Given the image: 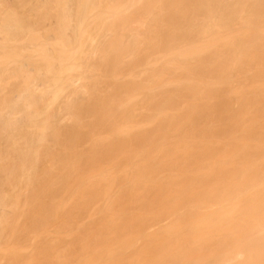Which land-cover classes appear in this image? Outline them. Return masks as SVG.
<instances>
[{
	"label": "bare ground",
	"instance_id": "bare-ground-1",
	"mask_svg": "<svg viewBox=\"0 0 264 264\" xmlns=\"http://www.w3.org/2000/svg\"><path fill=\"white\" fill-rule=\"evenodd\" d=\"M114 3L119 6L113 7ZM50 20L51 23H48ZM37 40L39 46L44 42L45 45L49 44L42 45L41 48L38 46L39 49L44 47L42 58L38 55L40 50L37 53L35 48H30L36 53L35 56L27 48V44H35ZM73 45L77 46V50L73 49L76 47ZM0 51L5 52L3 55L0 53V82L1 79L5 81L1 84L8 87L7 84L11 83L9 81H16L9 85L8 92H4L2 88L0 90V208L12 196L6 195L9 193L8 186L16 187L17 190L21 186L25 189V186L35 188L32 190V197L27 195V198L39 204L42 195H52V200L51 196L48 197L51 201L43 197L48 203L38 206L33 203L34 208L28 209L38 207L34 212H25L26 209H20L21 207L18 209V217L25 216L28 222L23 224L25 227L22 226L24 231L17 234L36 230H40L41 234L43 230L48 231L46 228L51 222L56 223L54 221L57 218L56 221L62 220L60 224L57 222L59 225H66L65 229L67 225L68 229L69 226L71 229L75 228L73 225L78 227V223L81 226L83 218L91 214L84 215L88 211L85 209L88 208L85 207L86 203L103 195L101 203L100 199H96L102 204L99 214L95 209L100 205L93 206L96 200L91 208L93 210L95 207L93 212L90 206L88 211L92 212L91 215H100L98 222L91 220L94 223L91 224L90 221L88 224L97 227L96 230L99 229L102 234L96 233L102 237L101 252L91 250L93 254L90 253L88 258L92 257L93 262L90 264H264V116L260 117L264 115V0H0ZM140 55L145 56L142 61ZM126 56L131 57L129 60H133V63L127 61ZM160 57L164 59L159 60ZM122 62L126 65L130 62L128 64L133 68H129L132 69L139 64H147V67L144 65L141 68H148L149 72L140 70L146 73L138 71L137 74H147L144 78L142 75L141 80L148 78L150 85L146 83L147 80L145 85H142L143 80L138 81L139 83L134 81L136 77L132 73L135 70L129 73L130 76L133 75L132 78L135 77L134 80L131 77H121V81L119 74L121 76L125 68L121 70L120 67L125 65ZM166 69L177 70L180 76H174L173 71H170L172 73L169 76L173 74L171 76L176 78L162 77L163 72H169ZM67 71L68 75L65 77ZM97 74L105 75L103 79H106L107 84L104 80H101L102 83L97 82L100 78H95ZM91 75L93 76L90 77ZM75 76L90 78V83L89 80L86 83L92 89L87 91L88 88H84L87 96L81 90L82 87L77 88L78 83L74 86V81L78 79ZM108 77L110 81L107 80ZM86 83L83 86H87ZM4 86L0 85L5 89ZM65 91L67 95H63ZM102 91L109 96L100 97ZM153 91L155 94L160 93L156 94L158 97L155 95L157 99ZM138 99L141 103L148 101L146 104H153L152 109L148 107L151 111L145 117L147 119L150 116V120H147L149 124H146L147 121L140 114L146 105L140 110V106L145 103L141 105ZM137 102L138 105L140 103L138 108ZM55 103H58L57 107L61 104V108L67 111H63L64 115L69 114L67 117L72 116L69 118L74 121L67 117L65 120L62 111H59L62 114L58 112L61 108L54 110L52 107ZM235 104L239 110L232 107ZM175 109L180 112L176 110L177 113H166ZM137 116L140 118L137 119ZM60 117L64 120H60ZM121 118L128 119L126 123L129 120L132 123L133 120L137 125L132 123L133 127L130 123L119 122ZM247 118L253 123L244 125L249 121ZM62 121V125L67 124L64 121L69 124L72 121L73 124L64 127L60 125ZM144 121L146 122L143 123ZM85 122L87 125H84ZM139 123L146 125L140 127ZM130 129L134 133H129ZM107 133L108 137L105 136ZM175 137L183 142L177 144ZM167 138H173L175 146ZM124 139L125 144L122 142ZM166 140L172 143L169 144ZM135 143L138 144L135 146ZM81 145L84 149L80 148ZM129 145L134 148L129 149ZM122 151L126 153L122 154ZM45 154L49 158L48 155H51V160L48 158L47 162L53 161L54 169L50 163L47 166L50 164L54 171L46 166L48 169L41 168ZM118 155H124L125 160L117 157ZM97 159L104 164L97 172L83 175L77 171L83 177L80 175V179L75 180L77 185L80 181L93 185L110 177L108 180L111 179V182L102 181L104 188H107H103L102 192L95 189L96 191L85 193L86 198H89L88 201L84 200L85 208L82 207L84 203L80 208L84 197L80 200L78 196L75 197L77 191L74 194L72 190L75 200L77 198L81 201L80 204L76 202L79 206L75 209L78 210L73 209L74 212L77 211L76 214L71 217L72 209H67V213L62 207L66 214L58 215L56 210H61L58 208L64 203L59 200L72 192V186L68 190L67 184L75 181V175L72 178L67 170L71 171L69 168L72 169L75 165L92 170L96 167L91 169L87 165L93 166L92 160ZM99 161L97 163L100 165ZM119 164L122 165L120 168L123 167L122 170L119 168L120 171L114 169ZM102 166L104 167L101 168ZM79 167L76 169L79 170ZM55 168L58 169L57 173ZM127 168L132 172L126 173ZM49 170L55 173H50ZM98 186L93 188H99ZM23 188L25 193L27 189L25 191ZM82 190L79 192H85ZM58 191H63L65 196ZM19 196L20 193L15 196L16 202L20 200ZM68 197L69 194L65 199ZM23 199L27 203V199ZM67 202L70 200L65 203ZM28 206L31 205L26 207ZM72 206L76 205L70 204ZM14 210L16 213L17 209ZM2 215L0 218L3 219ZM16 219L14 221L20 223ZM86 219L83 223L85 225ZM0 224L2 231L1 228L4 227ZM12 224L9 223L10 230L12 227L16 228ZM11 231H14L15 237V232L18 231ZM7 234L1 237L4 238ZM72 236L77 239L78 247L81 244L80 238ZM90 236L89 233V237L85 236V239L87 237L92 240ZM22 238L24 239L23 236ZM33 238L35 239L34 236ZM52 239L54 241L53 237ZM51 240L45 241L49 244ZM83 241L85 240L81 242ZM55 244L58 247L61 243L57 245L54 242L53 247ZM65 244L66 247L67 244L71 245L70 241ZM1 245L4 246L2 243ZM51 247L50 250L53 251L54 248ZM71 247L69 246L70 249L73 248ZM46 249L41 253L48 254L49 250ZM70 249L62 254L69 253ZM9 252L10 255L12 251ZM18 254L21 255L19 252ZM50 254L48 256L54 253ZM79 254L77 259L81 257ZM71 255L67 254V258L72 257ZM27 257L30 258L28 255ZM1 258L3 260L5 257ZM45 258L49 259L47 255ZM45 258L43 263L49 264L51 260L46 262ZM68 260L70 258L66 259ZM17 261L15 263H20ZM38 261L37 259V264ZM78 262L80 261L77 264Z\"/></svg>",
	"mask_w": 264,
	"mask_h": 264
},
{
	"label": "rangeland",
	"instance_id": "rangeland-1",
	"mask_svg": "<svg viewBox=\"0 0 264 264\" xmlns=\"http://www.w3.org/2000/svg\"><path fill=\"white\" fill-rule=\"evenodd\" d=\"M111 5H112V4H111ZM112 6L114 7V6H119V5H117L116 3H114ZM118 8H120V7H118ZM118 8H117V9H118ZM49 22L51 23V20L48 21V23H49ZM144 27H145V26H144ZM140 28H141V27H139V29H140ZM40 30L42 31V28H41ZM38 31H39V30H38ZM41 31H40V32H41ZM140 31L144 32L143 29H142V30L140 29ZM140 31H138V32H140ZM142 32H141V33H142ZM83 34H84V33H83ZM39 40H41V39H39ZM43 40H44V39H43ZM43 40H42V41H43ZM42 41H40V42H42ZM44 41H45V40H44ZM33 42H34V41H33ZM33 42H32V43H33ZM29 43H30V42H29ZM37 43H38V44H37ZM36 44H37V45H36ZM42 45H43V46H46V45H49V44H46V45H45V42H44V44L42 43V44H40V46H39V42H38V40H37L35 44H27V48H28V49H30V48H35L34 51H36L37 53H38V51L40 50L39 53H38V55H39V56L41 55L40 57L42 58V53H43V49H44V47H43L42 49H39V48L42 47ZM76 45H78V44L76 43ZM76 45H73V46L75 47ZM36 46H37V47H36ZM38 46H39V48H38ZM72 48H73V47H72ZM73 49L77 50V46H76L75 48H73ZM73 49H72V50H73ZM28 51H29V50H28ZM30 51H31V49H30ZM30 51H29V52H30ZM34 51H33V49H32V51H31L32 54L35 53ZM73 51H74V50H73ZM73 51H72V53H75V54H73V55H74V56H75V55L77 56V53H76V52H73ZM6 52H7V51H6ZM33 52H34V53H33ZM41 52H42V53H41ZM0 53H1L2 55L5 54L4 51H3V52L0 51ZM8 53H11V52H8ZM40 53H41V54H40ZM1 54H0V58H1ZM34 55L36 56V53H35ZM39 56H37L36 58H39ZM141 56H142V58H141ZM156 56L158 57V55H154V57H156ZM128 57H129V56H128ZM128 57L126 56L125 59L127 60ZM139 57L141 58L140 60L142 61V60L144 59L145 56L143 57V55H140ZM130 58H131V57H130ZM130 58H128L127 61H130L131 63H133V60H129ZM125 59H124V60H125ZM132 59H133V57H132ZM151 59H152V57H151ZM153 59H154V58H153ZM163 59H164V57H160L159 60H163ZM126 60H125V62H127ZM0 61H1V59H0ZM12 62H13V61H12ZM12 62H9V63H12ZM130 62H128V63H130ZM122 63H124V62H122ZM128 63H127V65L124 63L128 68H127L125 65H123V67H122V66L120 67L121 70H122V68H124V67H125V68H124L123 72H121V76H120V74H119V77H120L119 79L122 81V80L124 79L123 77H129V78L131 77V78H132L133 75H134L136 78L134 77L135 80H134V78H132V80L137 81V82H138V81L141 82V81L143 80V79L141 80L143 74H140V75H141V76H140V75L137 74V73H138V71H139V73H146V72H141L140 70H142V68H144V67H147V64H143V65H142V64H139V65H142V66L137 65L135 69H132L133 67L130 65L131 63H130V64H128ZM141 63H142V62H141ZM144 65H146V66H144ZM143 66H144V67H143ZM129 67H132V68H129ZM138 67H139L140 69H139ZM141 67H142V68H141ZM127 69H128L129 72L127 71ZM138 69H139V70H138ZM125 70H126V71H125ZM132 70H133V71L135 70V71L133 72ZM144 70H148V68H147V69H144ZM144 70H142V71H144ZM119 71H120V70H119ZM124 71H125V72H124ZM131 71H132L133 73H132ZM136 71H137V72H136ZM166 71H167V69H166ZM168 71H169V70H168ZM168 71H167V72H168ZM170 71H173L174 76H177V77L180 76V75H178L179 73H178L177 70L175 71V70H172V69H171ZM170 71H169L168 73L163 72V75H164V76H162V77H165V78H167V77H168V78H169V77H172L171 75H173V74H171V75L169 76V74L172 73V72H170ZM70 72H72V71H70ZM70 72H69V73H70ZM74 72H75V70H74ZM147 72H149V70H148ZM122 73H124L125 76H124ZM126 73H127V76H126ZM129 73H132L133 75L130 76ZM49 74H50V73H49ZM64 74H66V72H64ZM64 74H63V75H64ZM70 74H71V73H70ZM70 74H69V75H70ZM86 74L88 75L89 73H86ZM166 74H167L168 76H167ZM67 75H68V71H67V74L64 75V76L66 77ZM72 75H73V74H72ZM75 75H76V74H75ZM84 75H85V74H84ZM89 75H90V74H89ZM138 75H139L140 78L137 77ZM165 75H166V76H165ZM70 76H71V75H70ZM82 76H83V74H82ZM92 76H93V75H91L90 77H92ZM99 76H100L101 79L99 78V80H98L97 77H99ZM115 76H116V75H115ZM144 76L146 77L147 74L143 75V78H144ZM75 77H78V79L75 80V81H77V82L74 81V86L77 85V83H78L77 88H79V86H80V87L83 88V89L81 88V90H83V91L86 90V89H84L85 87L88 88L87 91H90V89H92V86H91V85H90V87H88V86H89L88 84L90 83V80H89L90 78H89L88 76H86V77L84 76L85 79H84L83 77H80V76H75ZM75 77H74V78H75ZM116 77L118 78V76H116ZM121 77H122L123 79H122ZM157 77H160V76L158 75ZM157 77H156V79L158 80ZM93 78H94V77H93ZM95 78H96L98 81H97ZM95 78H94V79H95L97 82H101V80H102V81L104 80V82H106L105 84H107L106 79H103V78H105V75H102V76H101V75H98V74H97V76L95 75ZM106 78H107V77H106ZM129 78H128V79L125 78V80L128 81ZM131 78H130V79H131ZM172 78H176V77H172ZM10 79H11V78H9V80H10ZM82 79H83V81H82ZM91 79H92V78H91ZM137 79H138V80H137ZM147 79H148V78H146V80H147ZM12 80H13V81H9V82H11V83H9V84L6 83V84L8 85V87H7V86H4L5 84H3V85L1 84L2 82L5 83V81H2V79H1L0 85H1V86H4V88L6 87L7 89H6V88L3 89V87H0V90H1V88H2V90H3L4 92H6V91L8 92V91H9V85H11L12 83H16V81H14V79H12ZM19 80H20V79H19ZM19 80H18V81H19ZM88 80H89V83H86V82H88ZM92 80H93V79H92ZM92 80H91V81H92ZM107 80L110 81L111 79H109V77H108ZM125 80H124V81H125ZM132 80H131V81H132ZM140 80H141V81H140ZM146 80L144 79V80L142 81V82L144 83V84L142 83V85H145V81H146ZM6 81H7V80H6ZM93 81H94V80H93ZM129 81H130V80H129ZM148 81H149V80H147L146 83H148ZM234 81H236V80H234ZM94 82H95V81H94ZM104 82H103V83H104ZM139 82H138V83H139ZM149 82H150V81H149ZM18 83H19V82H18ZM80 83H82V84H80ZM85 83H86L87 86H83V85H85ZM101 83H102V82H101ZM108 83H109V82H108ZM125 83H126V82H125ZM233 83L236 84V82H233ZM79 84H80V85H79ZM148 84H149V83H148ZM148 84H146V85H148ZM235 84H234V85H235ZM12 85H13V84H12ZM14 85H16V84H14ZM20 85H22V84H20ZM100 85H101V84H100ZM149 85H150V84H149ZM130 86H131V85H130ZM232 86H233V85H232ZM166 88H167V87H165L164 89L167 91L168 89H170V86H168V89H166ZM161 89H162V88H161ZM161 89H158V90H161ZM5 90H6V91H5ZM162 90H163V89H162ZM162 90H161V92H162ZM67 91H68V90H67ZM163 91H164V90H163ZM4 92H3V94H4ZM65 92H66V91H65ZM65 92H64L63 95H67V92H66V93H65ZM99 92H100V91H99ZM102 92H103V93H102ZM102 92H101V94H100V95H101L100 97H106V96H109V94H108V95L104 94V93H107V92H105V91H102ZM154 92H155V91H153L154 96H155L156 94H160V93H156V94H155ZM83 93H84V92H83ZM98 94H99V93H98ZM0 95H2V92L0 93ZM85 95H86V91H85ZM103 95H104V96H103ZM86 96H87V95H86ZM156 96H157V95H156ZM156 96H155V99H157ZM157 97H158V96H157ZM71 98H72V97H71ZM155 99H153L154 103H155ZM138 102L141 103V101H139V99H138ZM138 102H137V104L135 103L136 106L138 105ZM59 103H62V102H59ZM140 103H139V105H140ZM143 103H145V102H143ZM143 103H141V105H142ZM146 103H148V101H147ZM146 103L143 104L142 107L140 106V108H141L140 110H142V108L144 107V105H146L145 108H146V107H147V108H148V107H149V108L151 107V109H152V105H153V104H150V105H149V104H146ZM56 104H58V103L53 104L54 106H53L52 108H53L54 110L57 109V108L60 109V108L62 107V106H60L61 104L59 105L60 107H59V106L57 107ZM139 105L137 106V108L139 107ZM237 106H238L237 104H235L234 106L232 105V107H233L234 109H235ZM63 108H64V107H63ZM145 108H144L142 111H143V113H144L145 111H147L146 113L143 114V113H141V111H140V114H142V115L144 116V117L141 116L142 118L147 117L146 114L149 113V112L151 111V110H149V108H148V110L145 109ZM233 108H232V110H234ZM237 108H238V109H235V110H239V107H237ZM241 108H242V106H241ZM64 110H65V109H62V108H61L60 110H58V112H59V111H62L63 116L65 117V120H67L66 117H67L69 114H66L67 116H65V115H64V112H67V111H64ZM144 110H145V111H144ZM176 110H177V109H175V111H174V110H168V111H166V113H168L169 111H172V112H174V113H177V112L179 113V112H180V110H177V112H176ZM241 110H242V109H241ZM63 111H64V112H63ZM148 111H149V112H148ZM242 111H243V110H242ZM134 112H136V111H134ZM137 112H138V110H137ZM172 112H171V113H172ZM59 113H61V112H59ZM62 113H61V114H62ZM166 113L164 112L163 114H166ZM171 113H170V114H171ZM235 113H237V112L235 111ZM61 114H60V115H61ZM257 114H258V113H257ZM261 114H262V113H261ZM167 115H169V114H167ZM259 115H260V113H259ZM63 116H62V118H63ZM244 116H245V115H244ZM244 116H243V118H244V120H245V117H244ZM252 116H253V115H252ZM252 116H251V117H252ZM254 116H256V115H254ZM262 116H264V115H260V117H262ZM69 117H72V116H69ZM69 117H67V118H69ZM137 117H138V116H137ZM137 117H136V118H137ZM149 117H150V116H149ZM149 117H148V118H149ZM246 117H247V116H246ZM260 117H259V119L262 120L263 118L261 119ZM62 118L60 117V120H61ZM139 118H140V117H138L137 119H139ZM148 118H147V119L145 118V120L147 121ZM248 118H250V115H248ZM248 118H247V119H248ZM253 118H254V117H253ZM69 119L72 120L71 118H69ZM84 119H85V118H84ZM84 119H82V123H83ZM124 119H125V118H124ZM134 119H135V117L133 118V120H134ZM137 119H136V120H137ZM256 119L258 120V117H256ZM62 120H64V119H62ZM70 120H68V121H70ZM85 120L87 121V119H85ZM125 120H126V119H125ZM125 120H122V118H121V120H120L119 122L122 121V122L126 123L128 119H127L126 121H125ZM131 120H132V119H131ZM133 120H132V123H134ZM149 120H150V119H149ZM149 120H148V121H149ZM174 120H175V118H174ZM174 120H173V121H174ZM248 120H249V119H248ZM251 120H252V118H251ZM263 120H264V119H263ZM263 120H262V121H263ZM68 121H64V123H65V122L67 123V124H65L66 127L69 126L70 124L72 125L73 123H71V122L74 121V120H72V121L70 122V124H69ZM134 121H135V120H134ZM146 121H144L143 123H145ZM148 121H147L146 124H149ZM245 121H246V120H245ZM245 121H244V122H245ZM88 122H89V121H87V123H88ZM119 122H118V124H119ZM248 122L251 123L252 121L249 120V121H247L244 125H247ZM258 122H259V121H258ZM87 123L85 122L84 125H87ZM128 123H130V120H129ZM128 123H126V124H128ZM132 123H130V124L132 125ZM136 123H137V121H136ZM143 123H142V125L139 123V124L141 125L140 127H144V126L146 125V124L143 125ZM252 123H253V122H252ZM263 123H264V122H263ZM62 124H63V121L60 123V125H62ZM130 124H129V125H130ZM134 124H135V123H134ZM65 125H62V126L65 127ZM71 125H70V126H71ZM135 125H137V124H135ZM150 125H152V124L150 123ZM187 125H188V124H187ZM201 125H203V124H201ZM248 125H249V124H248ZM251 125L253 126V124H251ZM132 126L134 127V125H132ZM147 126H148V125H147ZM252 126H251V127H252ZM140 127L137 126V128H140ZM213 127H214V126H213ZM213 127H212V128H213ZM185 128H187V126H186ZM242 128H243V126H242ZM244 128H245V127H244ZM247 128H248V127H247ZM217 129H219V128H217ZM185 130H186V129H185ZM185 130H184V131H185ZM132 131H133V130L130 129L128 132H129V133H132ZM151 131H152V130H151ZM128 132H127V133H128ZM135 132H136V131H135ZM185 132H186V131H185ZM133 133H134V131H133ZM136 133H137V132H136ZM105 136L108 137V133H107V135H105ZM109 136H110V134H109ZM129 136H130V135H129ZM126 137H128V136L126 135ZM131 137H132V136H131ZM131 137H129V139H130ZM109 138H110V137H109ZM123 138H125V137H123ZM173 138H174V137H173ZM173 138H172V139H173ZM112 139H114V137H112ZM112 139H110L111 142H112ZM129 139L127 138L128 141H129ZM167 139L170 140L171 138H167ZM172 139H171V141L173 142V145H174V141H175V140H176L175 142H176L177 144L183 142L182 139H181V141H182V142H181V141L177 140L178 138L176 139V137H175L174 141H173ZM195 139L197 140L198 138H195ZM169 140H166V141L169 142ZM209 140H210V139H209ZM216 140H218V139H216ZM113 141H115V140H113ZM125 141H126L125 139L122 140L123 144H125ZM171 141H170V142H171ZM205 141H208V140H205ZM170 142H169V144H170ZM172 142H171V143H172ZM195 142H196V141H195ZM126 143H127V142H126ZM176 143H175V144H176ZM136 144H138V143H135V146H136ZM83 145H85V143H83ZM86 145H87V144H86ZM131 145H134V144H131ZM131 145H129V149L134 148V147H131V148H130ZM171 145H172V144H171ZM179 145H180V144H179ZM179 145H178V147L181 146V145H180V146H179ZM87 146H88V145H87ZM87 146H85V147H87ZM137 146L139 147L140 145H137ZM174 146H175V145H174ZM82 147H84V146L81 145L80 148H82ZM138 147H137V148H138ZM82 149H84V148H82ZM122 152H123V151H122ZM122 152H121V153H122ZM121 153H120V154H121ZM124 153H126V152H123L122 154H124ZM152 153H153V152H152ZM152 153H151V154H152ZM122 154H121V155H122ZM151 154H150V155H151ZM121 155H118L117 157L120 156V157H122V159L125 158L124 155H123V156H121ZM44 156L47 157L46 154H45ZM48 156H50V158H51V155H48ZM115 156H116V155H115ZM42 157H43V156H42ZM42 157H41V158H42ZM45 157L42 158V161H43L42 163H43L44 165H43V164H41V165H43L44 167L40 165L41 168H46V167H48V166H47L48 163H50V164L53 163V161H52V162H47V159H48L49 157H47L46 159H45ZM120 157H119V158H120ZM50 158H49V159H50ZM122 159H121V160H122ZM44 160H46V162H44ZM50 160H51V159H50ZM97 160L99 161L100 159H97ZM97 160H92V162H93V166L90 165V164L87 165V167H89V168H91V169L94 168V167H96V168H94V169H92V170L87 169L88 171L90 170L89 172H86V173H85V171H87V170L83 169V168H85V167H79V166L76 167V165L74 166L75 169H74V168H72V169L69 168L71 171L73 170V172H75V173H73V172H71V171H68V170H67V172L71 173L70 175H71L72 178H73L74 175L76 176V178H75V176H74L73 181H74L75 179H76V180L80 179V175H81L82 177H83L84 174H86V175H87V174H88V175H89V174L92 175V174H94L95 172L98 171L97 169H99L101 165H104V164H102V163H103L102 161H101L102 163L99 161V163H100V165H99V164L97 163V162H98ZM123 160H125V159H123ZM96 163H97V165H99L98 168H97ZM45 164H46V165H45ZM50 164H49V167H48V168L51 169V167L53 166L52 168L54 169V165L52 164V166H51ZM121 164H122V165H125L123 162H121ZM121 164L117 165V168H114V169H117L118 171H120L119 168L122 166ZM94 165H95V166H94ZM45 166H46V167H45ZM119 166H120V167H119ZM78 167L80 168L79 170L76 169V168H78ZM87 167H86V168H87ZM103 167H104V166H102L101 168H103ZM131 167H132V166H131ZM131 167H129V168H131ZM48 168H46V169H48ZM56 168H57V167H56ZM56 168H55V171H56V173H57V172H58V169L56 170ZM122 168H123V167H122ZM122 168H120V169L122 170ZM129 168H127L128 172H126V173H129V172H130V169H129ZM81 169H83V170H85V171L83 172V170H81ZM95 169H96V171H95ZM131 169H133L132 171L135 173L134 168L132 167ZM51 170H52V169H51ZM117 170H116V171H117ZM127 170H126V171H127ZM49 171H50V170H49ZM52 171H54V170H52ZM52 171H50V173H55V172H52ZM77 171L82 172L83 175H82V173H79V172L77 173ZM91 171H92L93 173H92ZM132 171H131V172H132ZM121 172H124V171H121ZM131 172H130V173H131ZM118 173L121 174L120 172H118ZM73 174H74V175H73ZM76 174H77V175H76ZM117 175H118V174H117ZM122 175H123V174H122ZM128 175H130V174H128ZM128 175H126V177H127ZM133 175H134V174L132 173V176H131L132 178H133ZM77 176H79V177H77ZM120 176H121V175H120ZM131 177L129 176V178H131ZM72 178H70V179H72ZM109 178H110V177H109ZM109 178L106 177L105 180L111 182V179L108 180ZM117 178H118V177H117ZM119 178H120V177H119ZM119 178H118V179H119ZM82 179H83V178H82ZM118 179H117V180H118ZM76 180H75L74 182L69 181V182H68L69 184H67V185H68V186H67V189L69 190V189L71 188V186H72L73 189L71 188L70 191L74 190V194L76 193L75 191H77V194H76L75 197L78 196V198H79L80 200H82L81 198L84 197V199L82 200V204H80L81 201L77 200V198H76V200H75V198H74V194H73V191L71 192L73 195H72L71 193H68V194H69V197L66 198L67 200L65 199V197L68 196L67 192L65 193V194H67V195L65 196V195L62 194L63 191H61V193H60V191H58L60 195L62 194L63 197L65 196L64 198H60V199H62V200H59V201H63L64 203H61V206H60L61 208L59 207L58 209H61L62 211H63V209H64V211H66L67 213H68V211H70V210L72 209L71 212H73V213L71 214V217H73L72 215H74V213L76 214V212H77V211H76V212H74V211H75V210H78V208L75 209V207H78L79 204H80V208H81V206L83 205V203H84V205H83L82 207H84L86 201H88L89 198H86V194H85V193H89V192H91V191H96V190H98V192H99V191L102 192V191H103V188H104L103 184H104V183H107V181L105 182V180H101V182H100L101 184H100V183H96V184H93V185H92V184L90 183L91 185H88V182L81 183L82 181L79 180L80 183L77 185L78 182H77ZM102 181H104V183H103ZM70 182H72V184H71ZM110 182H108V183H110ZM15 184H16V183H15ZM80 184H82V185L84 184L83 187H82V185H80ZM69 185H70V186H69ZM75 185H76L77 188L75 187ZM95 185H96V186L100 185V186H98L99 188H97V187H94V188H93V186H95ZM101 185L103 186L102 188H101ZM106 185H107V184H106ZM80 186H81V189H80ZM84 186H85V187H84ZM17 187H18V186H17ZM23 187H24V186H21V188L19 187L21 190H20L19 188H18V190H17V189H15L16 187H13V188H12V187H9V186H8L7 188H8L9 190H8V189H7V190H8L9 193H6V195H7V197H8V195H10V196L12 195V196H11L12 199H11V198H8V199H11V200H10L11 202L7 199V201H9V202L6 201V204H4L3 208H0V213L3 214V215H2L3 219L0 218V219H2V221H0V223H2V226L4 227V229L7 228V229H5V232L3 231L4 229L1 228L2 231H1V230H0V231H1L3 234L0 232V237H1V235H2V236H5L7 233L11 232V233L7 234L6 237H4V238L1 237V238H0V240H1L2 238L4 239V241H3V239L0 241V255L2 254L3 251H6V249H7V251H6V252H3V254L0 256V259H1L0 264H6V263H7V264H8V263L10 264L11 262H12L11 264H13V263H15V260H16V261L18 260L17 262H20V263H18V264H37V262H36L37 259L39 260V261H38V262H39L38 264H42V263L44 262L45 255H47V257H49V259L51 260V262H50L49 259H46V258H45V259H46V260H45L46 262H47V260L50 262L49 264H53V260H54V259H55V260L57 259V261L54 260V264H56V263L58 264V261H61V259H62V261H61V263L59 262V264H62V263H63V264H66V263L71 264V263H73V262H74L73 264H75V263L77 264V261H80V262H81V263L78 262L79 264H83L84 262H85V264H90L91 261L93 262L92 257L88 258V256H89L90 253H91L90 255L93 254V253H92L93 249H94V251L97 249L98 252H99V251L101 252V250H100L101 245H100V244H101V238H102V237L99 235V234H101V233H99V229L96 230L97 227L94 228V227H93L94 225H93V226H90V225L94 223V222L91 221V220H97V222L100 220V219H99V218H100V215H99L98 217H97V215L99 214V211H100L99 209H100L101 206H102V204H100V203H101V199H103V195L99 194V195H101V196H98L99 198H98V197L96 198V199H98V200L100 199V200H99L100 203H99V201L97 202L96 199H95L96 201H95L94 199H92V200L90 199L89 201H91V202H88L89 205H88V203H86V206H85V207H88V208H85V207H84L85 209H87V210L89 211V210L92 208L93 201H95L96 203H99V204H96V203L94 202L95 204H94L93 206H95V205H100V206H96L97 209H95V210H97V213H98V214L95 215V213H94V214H93L94 216L91 215L95 207L93 208V210L91 209L92 212H91V211H90V212L87 211V213L85 212L86 214H84V212H80L81 214L83 213L85 216H86L87 214H90V213H91L90 216L87 215V217L83 218V219L85 220V219L88 218V216H89V218H88L89 220L86 219V220H87V222H85V223H87L86 225L83 224V223H84V220H83V221L81 220L82 222H80V223H81V226H82V227L80 226L79 223H78L79 225L76 223L78 227H76L75 225H73L75 228L72 227V229H71L70 226H69V229H68V225H67V228L65 229L66 225H65V226H63V225H59V224H60L59 222L62 221V220L56 221V220L58 219V218H57L56 220L54 219L55 221L53 220V221L56 222V223H52V222L50 223L52 226L49 225V227L51 226L52 228H51V227H50V228L48 227L49 229L46 228L48 231L43 230L42 233L40 234L41 231H40V230H36L37 232H39L40 236H39V234H38L36 231L34 232V231H31V230H30L31 232H29V233H28L27 231H25V232H23V234H22V232H21V234L19 235V234H17V233H20L19 231H21V230L25 227L26 222H28V220L26 219L25 216H20L22 219H21L20 217H18V214H17L18 209H19L20 207H21L20 209H24V210L26 209L25 212H26V211H28V212L30 211V212H31V210H33V212H34V210L38 209V207H36L35 209H33V208H34L33 203L35 204L36 201H35V202H32V201H34V200H31V199H30V200H31V201H30L29 198H27V195L31 196V194H32V190H33V189L35 190V188H30V187H28V186H25V187H27V188H26L27 191H26V189L23 188ZM35 187L37 188V186H35ZM74 187H75V188H74ZM78 187H79V188H78ZM10 188H11L13 191H12ZM22 188H23V190L25 189V191H26L25 193H24V191H22ZM28 188H29V189H28ZM106 188H107V186H106ZM106 188H104V190H105ZM3 189H5V188H3ZM14 189H15L16 191H15ZM75 189H77V190H75ZM79 189H80V190H79ZM82 189H84L85 192H82V193H84L85 195L82 194L81 192H79V191H83ZM85 189H87V190H85ZM90 189H91V190H90ZM93 189H94V190H93ZM95 189H96V190H95ZM7 190H5V192H6ZM34 190H33V191H34ZM68 190H65V191H68ZM78 190H79V191H78ZM17 191L20 193V196H21V197L19 196V197H20V198H19L20 200H18V201L16 202L15 196H16V195H19V193H18ZM20 191H21L22 193H21ZM5 192H4V193H5ZM13 192H14V193H13ZM15 192H16V195H15ZM58 192H57V194H58ZM17 193H18V194H17ZM26 193H28V194H26ZM29 193H30V194H29ZM13 194H14V195H13ZM33 194H34V193H33ZM47 194H49V193H47ZM50 194H51V193H50ZM59 194H58V196H59ZM25 195H26V196H25ZM44 195H45V194H44ZM70 195H72V196H70ZM24 196H25V197H24ZM29 196H28V197H29ZM50 196H51V197H50ZM56 196H57V195H56ZM80 196H81V197H80ZM31 197H32V196H31ZM41 197L43 198L44 196L42 195ZM48 197H50V199L52 200V195H48L47 197H46V195H45L44 198L48 199ZM13 198H14V199H13ZM23 198L27 199V203H25L26 201H25ZM42 198H41V204H39V202H37L38 204L36 203L35 206L42 205L43 203H46L47 201L50 200V199H48V200L46 201L44 198H43V199H42ZM55 198H57V197H55ZM70 198H71V199H70ZM85 198H86V199H85ZM63 199H65V200H63ZM12 200H14V201H12ZM22 200H23V201H22ZM44 200H45V201H44ZM51 200H50V201H51ZM55 200H56V199H55ZM55 200H53V201H55ZM68 200H70V202H72V203L69 202L71 205H76V206H74V207H73V206L70 207V204H69L68 202L65 203V202L68 201ZM84 200H86V201H84ZM21 201H22V202H21ZM28 201H30L31 203L28 202ZM83 201H84V202H83ZM15 202H16V203H15ZM55 202H56V201H55ZM76 202H77V203L79 202V204L77 205ZM8 203H9V204H8ZM12 203H13V204H12ZM17 203H18V205H17ZM24 203H25V204H24ZM47 203H48V202H47ZM90 203H91V205H90ZM102 203H103V201H102ZM11 204H12V206H11ZM19 204H21V205H19ZM62 204H63L64 206H62ZM8 205H9V206H8ZM15 205H16V206H15ZM22 205H23L25 208H24ZM27 205H31V206L26 207ZM65 205L67 206V208H65V207H66ZM6 206H7V207H6ZM18 206H19V207H18ZM89 206H90V209H89ZM0 207H2V206H0ZM4 207H5V209H6V208H7V209H8V208H11V209L5 210ZM22 207H23V208H22ZM29 207H30V208L33 207V208H32V209H28ZM62 207H63V209H62ZM98 207H99V208H98ZM12 208L17 209V210H16V213H14V212H15L14 209H13V211H12ZM65 209H66V210H65ZM67 209H68V211H67ZM73 209H75V210H73ZM1 210H4V211L6 212V215H4L5 212L2 211V212H3V213H2ZM61 210H59V211L56 210V211H57L56 213H57L58 215H59V213H60V215H64L65 212H64V211H63V212H60ZM98 210H99V211H98ZM134 211H135V210H134ZM54 212H55V211H54ZM54 212H53V213H54ZM71 212H70V213H71ZM94 212H96V211H94ZM135 212H136V211H135ZM62 213H63V214H62ZM1 214H0V215H1ZM10 214H11L12 216H11ZM54 214H55V213H54ZM65 214H66V213H65ZM7 215H8V216H7ZM9 215H10V216H9ZM55 215H56V214H55ZM55 215H54V216H55ZM84 215H83V216H84ZM13 216H14L15 218H14ZM16 216H17L18 218H20V219H18V218L16 219ZM56 216H57V215H56ZM64 216H65V215H64ZM69 216H70V214H69ZM83 216H82V217H83ZM95 216H96L97 218H96ZM0 217H1V216H0ZM8 217H9V218H8ZM91 217H92L93 219H92ZM5 218L8 219V220H6ZM90 218H91V219H90ZM95 218H96V219H95ZM4 219L6 220V222H8L7 225H8L9 227H7V225H3V224H6V222H5V223L3 222V221H5ZM15 219L17 220V222L20 220L19 222H20V223L22 222V224H20V223H16V221H14ZM23 219H26V220L24 221ZM61 219H62V218H61ZM98 219H99V220H98ZM12 220H13V222H12ZM21 220H22V221H21ZM90 221H91L92 223H91ZM10 222H11V224L14 223V222L16 223V224H12V226L15 225V227H16V228H13V227H12V229H15L16 231H18V232H15V237L18 236L19 238H22V236H23L24 239L22 238V239L19 240V238L16 237L17 239H15V237H13V235H14V231L12 232V231H11L12 229L10 230V225H9ZM57 222H58L59 224H58ZM88 222L91 223V224L89 225ZM95 223H96V222H95ZM18 224H19V225H18ZM23 224H25V225H23ZM57 224H58V225H57ZM97 224H99V223H97ZM0 225H1V224H0ZM17 225H18V227H17ZM69 225L72 226V224H69ZM88 225H89V226H88ZM99 225H100V224H99ZM2 226H1V227H2ZM5 226H6V227H5ZM19 226H21V227L24 226V227L21 228V227H19ZM57 226H58V227H57ZM62 226H63V227H62ZM84 226H86V227L88 226V227H87V228L85 227V228L81 231V229H82ZM79 227H81V228H79ZM90 227H91V228L93 227L94 229L92 228L93 230H92V229L89 230L88 228H90ZM62 228H63V229H62ZM8 229H9V230H8ZM70 229H71V230H70ZM77 229L81 231L80 234H78L80 231H78ZM87 229H88V232H89L90 235H91L90 237H92L94 240H95V238H96L97 241H96V240L94 241L93 239L91 240V238H90V239L87 238V237H89V233H88V232H87L88 234L85 233V231H87ZM149 229H151V228H149ZM152 229H153V228H152ZM54 230H56V231H54ZM95 230H96L97 232H95ZM156 230H157V229H156ZM7 231H8V232H7ZM22 231H24V230H22ZM57 231H58V233H57ZM83 231H84V232H83ZM92 231H93V232H92ZM149 231H151V230H149ZM153 231H154V230H153ZM33 232H34V233H33ZM44 232H45V233L47 232V235H46V234L44 235ZM66 232H68V233H66ZM71 232H72V233H71ZM154 232H155V231H154ZM4 233H6V234L4 235ZM12 233H13V234H12ZM27 233H28L30 236H29ZM31 233H32V234H31ZM49 233H50V234H49ZM52 233L55 234V235H53ZM83 233H84V234H83ZM96 233H99V234L96 235ZM10 234H12V236H11ZM16 234H17V235H16ZM37 234H38V235H37ZM59 234H60V235H59ZM81 234H82L83 236H82ZM86 234H87V235H86ZM26 235H28V237H27ZM42 235H43L44 237H43ZM48 235H49V236H48ZM56 235H57V236H56ZM65 235L68 236V237H66ZM72 235H75L78 239L80 238V239H79V242H80L81 244H79V245H80V247L83 245L81 248H79V245H78V244H77L78 247H76V243H77L78 241H76V240H77L76 238H75V239L72 238V237H73ZM78 235H79V236H78ZM80 235H81V236H80ZM93 235H94L95 238L93 237ZM101 235H102V234H101ZM8 236H9V237H12V238H9ZM25 236L27 237V239H26ZM33 236L35 237V239L33 238ZM36 236H38V237L36 238ZM45 236H46V237H45ZM47 236H48V238H50V239H48ZM50 236H51V237H50ZM75 236H74V237H75ZM85 236H87L86 239H85ZM97 236H98V237H97ZM99 236H100V237H99ZM52 237L54 238V241H53ZM70 237H71L72 239H71ZM7 238H9V241H8ZM32 238H33V239H32ZM43 238H44V240H43ZM57 238H58V240H59V238H60L59 241H61V239H62V242L64 243V245H63L62 242H59V241L57 240ZM64 238H66V239L69 238V239L66 240V239H64ZM81 238H83V239H81ZM6 239H7V240H6ZM37 239H38V240H37ZM51 239H52V240H51ZM55 239H56L57 241H56ZM70 239H71V240H70ZM73 239H74V240H73ZM18 240H19V241H18ZM21 240H22V241H21ZM25 240H26V241H25ZM45 240H46V241H47V240H51V242H52V241H53V242H52V243L50 242L51 244H50V243L48 244ZM65 240H66L67 242H65ZM82 240H85V241H83L84 244L81 242ZM5 241H7V242H5ZM11 241H12V242H11ZM23 241H24V242H23ZM35 241H36V242H35ZM69 241H70V244H71V245L67 244V247H66V246H65V245H66L65 243H68ZM73 241H74V242H73ZM88 241H90L92 244L89 243ZM15 242H16V243H15ZM37 242H38V243H37ZM45 242H46V243H45ZM54 242H56L57 245H58L59 243H61V244L63 245V247H64V246H65V247L63 248L61 244H59L58 247H57L56 244H55V247H56V248H55V247H53V246H54ZM72 242H73V243H72ZM96 242H98V243H96ZM99 242H100V243H99ZM1 243L4 244V246L1 245ZM7 243H9V245H8ZM11 243H12V244H11ZM36 243H37V244H36ZM41 243H42V245H41ZM44 243H45V244H44ZM86 243H87V244H86ZM21 244H22V245H21ZM39 244H40L41 246H43V248L46 247V248H47V249L45 248L46 250H49V251H47L48 254H44L45 252H44L43 254L41 253L42 251H45V249L43 250V248H42V250H41V247H40ZM43 244H44V245H43ZM73 244H75V246H74L75 248L72 246ZM90 244H91V245H90ZM95 244H96V247H95ZM45 245H48L49 248H48L47 246H45ZM60 245H61L62 248L59 247ZM85 245H87V247H86ZM93 245H94V246H93ZM97 245H98V247H97ZM99 245H100V247H99ZM36 246H38L39 248L36 247ZM50 246H52L51 249L54 248V250H53L54 252H53L52 250H50ZM69 246H70V247L72 246L73 248L71 247L72 249H70ZM8 247H9V248H8ZM84 247H86V248H85L86 251L84 250ZM89 247H90V249H89ZM5 248H6V249H5ZM58 248H59V249H58ZM66 248H67V250H66ZM87 248H88V249H87ZM91 248H92V249H91ZM3 249H4V250H3ZM12 249H13V250H12ZM15 249H17V250H15ZM18 249H21V250L19 251ZM38 249H39L40 251H39ZM68 249H70V252L67 253V254H68V255L72 254L71 256H72V257L74 256V257H73L74 259H77L78 254L81 253V255L79 254V256H81V257H80V258L78 257L80 260H79V259L74 260L72 257L68 256V258H70V260H73V262L70 261V260H68L69 262L66 261V259H68V258H67V254H65V252H66V251L68 252V251H69ZM1 250H3V251L1 252ZM10 250H11L12 252H11ZM55 250H57V251H55ZM74 250H76L75 253H74ZM81 250H82V251H81ZM83 250H84L85 252H84ZM91 250H92V251H91ZM97 250H96V252H97ZM9 251H10L11 253H10ZM13 251H14V252H13ZM21 251H23V252H21ZM35 251H36V252H35ZM58 251H59V252H58ZM60 251H61V253H60ZM63 251H65V252L63 253L64 255L62 254ZM77 251H78V252H77ZM8 252L10 253V255L8 254ZM16 252H17V253H16ZM18 252L21 254L20 256L22 257V255H23L24 258H20ZM47 252H46V253H47ZM49 252L52 253V254L54 253V254H53L52 256H48V255H51ZM55 252H58V253L60 254L61 257L59 256L58 253L55 254ZM82 252H83V253H82ZM4 253H5V255H4ZM12 253H13V254L16 253L17 255L14 254V256H13ZM37 253H38V256H37ZM87 253H88V255H87ZM11 254H12V255H11ZM57 254H58V256H57ZM61 254H62V255H61ZM83 254H86V255H83ZM27 255L30 256V258L27 257ZM32 255H34V256H32ZM54 255H56V257H55ZM65 255H66V256H65ZM82 255L84 256V259H82V258H83ZM95 255H96V254H95ZM3 256H4L5 258H3V260H2L1 257H3ZM11 256L16 257V258H14L15 260H14L13 257H12V259H13L14 261L11 259ZM18 256H19V257H18ZM25 256H26V257H25ZM31 256H32V257H31ZM40 256H41V257L43 256V258H41ZM53 256H54L55 258H54ZM62 256H63V258H62ZM64 256L66 257V259H64ZM85 256H87V257L85 258ZM9 257H10V258H9ZM35 257H37V258H35ZM50 257H51V258H50ZM57 257L60 258V260H59ZM7 258L11 259V261H10L9 259H7ZM18 258H19V259H18ZM25 258H27V259H25ZM32 258L35 259L36 261L32 260ZM52 258H54V259H52ZM93 258H95V256H93ZM4 259H5V260H4ZM21 259H22V261H26V262L24 263V262L20 261ZM28 259H29V261H28ZM30 259H31V261H30ZM88 259H90V261H89ZM6 260H9V262H7ZM40 260H42V263H41ZM83 260H84V262H83ZM87 260H88V263L86 262ZM33 261H34V263H32ZM64 261H65V263H64ZM75 261H76V262H75ZM96 263H97V262H96ZM15 264H17V263H15ZM43 264H44V263H43ZM45 264H46V263H45ZM47 264H48V263H47ZM91 264H92V263H91Z\"/></svg>",
	"mask_w": 264,
	"mask_h": 264
}]
</instances>
